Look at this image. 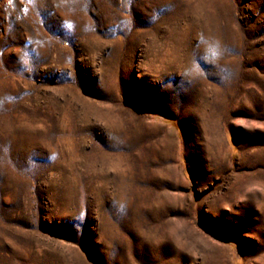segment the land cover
<instances>
[{"label": "rangeland", "instance_id": "rangeland-1", "mask_svg": "<svg viewBox=\"0 0 264 264\" xmlns=\"http://www.w3.org/2000/svg\"><path fill=\"white\" fill-rule=\"evenodd\" d=\"M0 264H264V0H0Z\"/></svg>", "mask_w": 264, "mask_h": 264}]
</instances>
